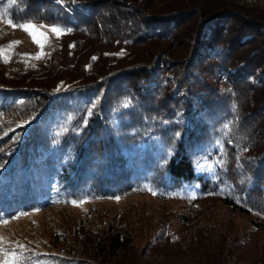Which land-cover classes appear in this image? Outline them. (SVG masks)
Segmentation results:
<instances>
[{"label": "trees", "instance_id": "16d2710c", "mask_svg": "<svg viewBox=\"0 0 264 264\" xmlns=\"http://www.w3.org/2000/svg\"><path fill=\"white\" fill-rule=\"evenodd\" d=\"M26 3L23 19L71 30L65 37L81 48L78 53L63 48V58L73 66L71 81L78 83L55 91L28 78L34 90L24 96L28 100L18 112L29 126L0 142L4 188L29 186V180L20 182L19 174L32 180L42 167L47 179L61 189L105 187L107 180L131 183L148 174L166 153L157 142L136 139L137 127L148 120L170 132L174 145L165 165L172 185L195 182L201 193L210 191L216 196L221 188L237 189L234 200L224 194L226 205L244 214L251 210L264 213V5L248 3L252 7H246L241 0ZM171 38H180L186 50L176 60L154 49L137 52L149 43ZM115 48L127 49L130 60L102 63L90 75L76 69L87 54L90 62L97 57L99 64L112 59L109 51ZM216 72L230 85L235 117L241 118L244 129H250L247 135L261 137L247 146L258 152L245 169L246 182L238 188L233 183L228 187L222 170L215 182H207L194 166L209 146L215 127L230 118L224 113L233 103L228 99L231 96L219 97L210 84ZM241 99L252 107L245 116ZM194 219L190 222L194 234L187 243L174 244L176 260L170 264H264V225L254 222L246 237L231 219L216 221L207 215ZM106 245L111 253L127 252L131 242L114 235Z\"/></svg>", "mask_w": 264, "mask_h": 264}, {"label": "rangeland", "instance_id": "374dc122", "mask_svg": "<svg viewBox=\"0 0 264 264\" xmlns=\"http://www.w3.org/2000/svg\"><path fill=\"white\" fill-rule=\"evenodd\" d=\"M57 1L61 4H77L85 0ZM26 2L27 0H16L15 3H12V0H0V13H6V18L18 24L32 22L37 25L56 26L23 19ZM241 2L246 7L250 6L247 0ZM263 5L264 3H257L255 7ZM42 30L47 31V28ZM49 36L50 43L43 49L45 55L35 59L41 49L33 43L31 37L20 28L13 29L0 22V48H6L15 41L20 42L8 53V62L0 57L1 143L11 140L17 129L24 128L27 124L29 126L28 121L20 119L18 112L28 100L23 99L24 96L34 90L28 78L37 85L48 84L55 91L78 83V80L71 81L70 72L73 66L63 58V48L66 51L67 48L71 51L75 49L74 52L78 53L81 47L75 48L65 34L59 38L51 33ZM179 36L183 39L181 34ZM180 38L155 41L138 48L137 52L154 49L156 53L164 52L168 59L176 60L186 53ZM123 44L121 43L122 46ZM126 50L110 49L112 59L100 64L95 63L97 57L90 62L87 54L76 69L79 68L85 75H90L102 63L120 61L123 58L130 60ZM211 76V87L219 97L226 99L230 95L228 99L232 101L234 95L222 75L216 72ZM57 77L62 79L55 80ZM229 101L228 104L231 103ZM232 102L224 113L229 115V122L215 127L209 137V146L202 156L195 159L194 166L197 175H201L204 181L217 180L222 170L223 177L225 176L229 183L228 187L233 183L238 188L246 182L245 169L251 165V157L258 152L254 148L248 149L250 141L261 140V137L254 130L251 133L254 132L255 135H247L250 134V129H244L241 118L238 115L235 117L238 113L233 109V104L236 102ZM245 102L244 99L240 101L244 116L245 112L252 108L247 107ZM137 132V140L157 142L161 144L159 148L163 147L166 153L161 154L163 157L155 162L148 174L131 183L107 180L105 187L94 184L78 189H61L57 183L52 184L47 179L44 167L40 168L38 173L35 172L34 177L32 175V180L23 172L22 175L19 174L20 182L29 180V186L28 183H22L15 187L7 185L6 189L5 181L0 177V236L5 237L13 248H16L14 242L25 246L23 249L16 248L23 257V264H170L176 260L174 244L178 241L188 242L195 232V227L190 222L201 215H207L216 221L231 219L246 233V237L250 234L254 222L264 225V213L251 210L250 204L246 208L251 211L244 214L223 202L224 194H228L227 200H234L237 189L221 188V192L216 196L210 191L201 193V186L195 182L172 185L167 177L165 165L169 157L168 152L174 145L170 132H163L158 125L148 120H144L137 127ZM198 164L203 167H197ZM4 167L5 164L1 163L0 158V172ZM239 174L243 176L238 177ZM153 192L156 194L153 195ZM116 197L120 199L117 201ZM73 201L77 204L74 205ZM21 213L28 215L21 216L19 220L13 219ZM4 220H9L10 223L5 225L2 223ZM114 235L128 238L131 245L127 252L118 250L111 253L106 242Z\"/></svg>", "mask_w": 264, "mask_h": 264}, {"label": "snow or ice", "instance_id": "6c2138e0", "mask_svg": "<svg viewBox=\"0 0 264 264\" xmlns=\"http://www.w3.org/2000/svg\"><path fill=\"white\" fill-rule=\"evenodd\" d=\"M16 0H12V3H15ZM0 22H4L7 25L11 26L13 29L20 28L25 31L30 37L33 43L37 44L41 49V52L34 57L35 59H40L45 53L43 49L46 45L50 43L49 33L53 34L56 38L66 34L67 31H71L70 29L65 30L59 26H45V25H37L32 22L25 23H16L10 18H6V13H0ZM47 28V31L42 29ZM19 41H15L12 44L8 45L6 48H0V57H3L5 62H8L9 56L8 53L18 44ZM126 106V105H125ZM168 155H171V151L169 150ZM166 162V161H165ZM197 167H203L202 165H197ZM151 191V189H149ZM156 193L153 192V195ZM117 201L120 197H116ZM74 205L77 204L76 201L72 202ZM28 215L27 213H21L19 216L13 217V219L19 220L21 216ZM3 224L7 225L10 223L9 220H4ZM16 248L23 249L25 246L19 244V242H14ZM16 248H13L9 245L7 239L3 236H0V264H23V257L16 251Z\"/></svg>", "mask_w": 264, "mask_h": 264}, {"label": "built area", "instance_id": "2783aa9c", "mask_svg": "<svg viewBox=\"0 0 264 264\" xmlns=\"http://www.w3.org/2000/svg\"><path fill=\"white\" fill-rule=\"evenodd\" d=\"M264 0H250L249 3L250 5L256 4V3H261Z\"/></svg>", "mask_w": 264, "mask_h": 264}, {"label": "bare ground", "instance_id": "6f19581e", "mask_svg": "<svg viewBox=\"0 0 264 264\" xmlns=\"http://www.w3.org/2000/svg\"><path fill=\"white\" fill-rule=\"evenodd\" d=\"M250 0H247V2L249 3ZM261 3H264V1H262ZM250 4V3H249ZM257 4V3H256ZM254 5V4H253Z\"/></svg>", "mask_w": 264, "mask_h": 264}]
</instances>
